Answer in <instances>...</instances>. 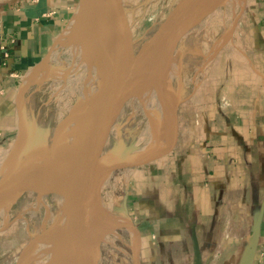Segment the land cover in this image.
Segmentation results:
<instances>
[{"label":"crops","instance_id":"obj_1","mask_svg":"<svg viewBox=\"0 0 264 264\" xmlns=\"http://www.w3.org/2000/svg\"><path fill=\"white\" fill-rule=\"evenodd\" d=\"M79 4L0 0V148L19 135L20 82ZM240 12L235 48L179 105L174 147L127 179L140 264H193L196 243L202 264H264V211L247 261L264 210V0H244Z\"/></svg>","mask_w":264,"mask_h":264},{"label":"rangeland","instance_id":"obj_2","mask_svg":"<svg viewBox=\"0 0 264 264\" xmlns=\"http://www.w3.org/2000/svg\"><path fill=\"white\" fill-rule=\"evenodd\" d=\"M122 1L136 51L140 44L155 30L159 22L182 0ZM240 10L231 0H227L208 15L202 17L197 23L184 28L179 34L172 53L173 65L168 69L170 70L171 91L176 93L178 86H180L179 94L182 101H186L190 97L193 84L203 83L206 81L205 76H208L209 71L211 73V70H218L219 57H224L225 52L235 48V41L239 34L236 30V23L241 13ZM71 17L57 34L43 57H46L48 65V67L47 65L43 67L44 70L51 69L53 75L32 81L24 91L23 103L27 123L32 134L38 140L42 158L48 152L57 124L77 107L81 93L86 86L82 77L83 74L76 76L78 72H83L81 58L77 53L72 52L68 37L65 36L64 32ZM35 65L30 68L29 72ZM79 65L81 66L79 67ZM68 67L70 69L75 68L76 71H72L74 73L68 72L70 70ZM94 68L91 67L89 71L95 73L96 69ZM44 70L41 75L46 73ZM72 75L74 76L72 77ZM65 84L67 85L65 86ZM184 104L182 103L180 107H185ZM140 107L141 102L134 97L133 91L130 90L110 124V132L104 146L105 152L119 151L132 142L136 143L137 147L147 142V139L138 141L135 134L146 121V116ZM18 138L19 135L11 139L13 141H10V144L0 148V177L4 174L2 170L4 169V161ZM25 148L22 156L28 160L34 152L33 142L30 140L29 145ZM136 168V166H125L111 171L107 175L106 184L101 188L100 194L104 198L108 211L116 216L125 214L123 201L127 179L134 175ZM39 194L40 191L36 189H28L16 197L11 204L9 210L11 218L5 227L0 228V264H14L21 255L22 260L29 258L32 261L34 248L30 246L38 234L44 229L53 227L66 216V201L62 195L48 190L43 195ZM1 221L2 217L0 216V225ZM115 230L118 234L110 233L107 241L97 239L95 264H132L131 232L127 228H115Z\"/></svg>","mask_w":264,"mask_h":264},{"label":"water","instance_id":"obj_3","mask_svg":"<svg viewBox=\"0 0 264 264\" xmlns=\"http://www.w3.org/2000/svg\"><path fill=\"white\" fill-rule=\"evenodd\" d=\"M96 0H80L84 14L90 24L91 7ZM227 0H182L170 11L155 30L140 44L135 51L130 24L126 16V10L122 0H104V7L112 14V24L115 29L113 50L103 43L107 76L105 78L102 94L98 104L87 122L81 142L69 162L61 170L44 168L42 172L34 175L25 182H21L20 176L26 175L27 166L37 164L45 166L55 154L58 128L63 119L57 124L47 154L42 160L39 158V143L29 129L23 103L24 91L32 81L25 78L20 82L16 95V109L18 114V130L24 146L33 142L34 152L26 160L24 166L16 167L4 173L0 177V201L11 197H18L28 189L48 190L62 195L66 201V226L62 239V254L67 264H95L96 255L94 250L89 249L88 241L92 230L97 225V214L94 207V191L99 177L106 173L125 166H137L152 161L167 152L176 144L178 137L177 111L182 97L178 91H171L172 86H167V92L173 97V123L171 139L163 145L154 146L148 151H143L132 142L119 151L105 152L106 138L110 132V124L116 117L127 93L134 91L143 85L142 78L137 77V72L146 64L156 50L174 38L178 39L184 28L197 23L202 17L208 15L218 5ZM131 75H135L130 79ZM165 101V100H163ZM33 167V166H32ZM124 212L117 216L114 228H127L134 239L131 245L132 264H140L141 236L138 226L130 217L123 201ZM261 210L253 227L247 261H251L256 250L257 238L262 218ZM25 252V251H23ZM22 262V255L14 264ZM193 264H202V255L198 245H195Z\"/></svg>","mask_w":264,"mask_h":264},{"label":"bare ground","instance_id":"obj_4","mask_svg":"<svg viewBox=\"0 0 264 264\" xmlns=\"http://www.w3.org/2000/svg\"><path fill=\"white\" fill-rule=\"evenodd\" d=\"M103 1L104 0H96L91 7L92 24L88 22L81 6H78L64 31L65 36L68 37L72 52L77 53L81 58L80 62L81 65H83L81 67L83 72H78L76 76H81V74H83L82 77L86 82V86L81 93L79 104L63 119L62 124L58 128L55 154L52 160L44 167L38 165L40 164L39 161L36 162L37 164L33 163L30 167L27 166L26 169L29 170L26 175L20 176L19 180L21 182H25L34 175L42 172L44 168L61 170L72 158L81 142L87 122L90 120L102 94L105 78L107 76L108 70L102 43L110 50H113L115 39V29L112 24L113 17L111 12L104 7ZM231 2L237 8H243L244 0H231ZM176 40L177 38H174L169 43L161 45L151 56V59L140 67L136 75L137 77L142 78L143 85L136 88L133 91V94L134 97L141 102L140 108L146 116V121H144L145 123L143 127L141 126L142 128L135 134L140 142L141 140L147 139L145 144L138 147L143 151H148L154 146L166 144L171 139L174 95L171 96V94L167 92V86L170 84V70L168 67L173 65L172 53ZM84 62L85 64H83ZM45 65H47L46 57L38 62L31 72H29L30 69L28 70L25 75V80L37 81L39 78L52 76L53 71L51 69L44 70L45 68L43 67H45ZM81 65H79V67ZM91 67H95V73L89 71ZM43 70L46 71V73L44 72L45 74L41 75ZM72 71L75 72L76 69H70L68 72L74 73ZM73 76L74 75H72V77ZM133 77H135V75H131L130 79ZM65 81H67V79H65ZM66 85L67 84H65V86ZM107 139L108 136L106 142ZM13 146L12 151L9 152L10 154L8 153L9 156L6 157V160L4 161V169H2L3 167L1 168L4 173L28 163L22 156L26 148L20 137ZM38 159H43L41 153L39 154ZM108 174L109 173H106L99 177L94 191V207L97 214V225L92 230L88 241L89 249L91 251L97 246V239H99V241H107L110 233L115 235L118 234V232L116 233L117 229L115 230L114 225L121 219L108 211L104 198L100 194L101 188L107 182ZM45 191V189H41L39 195H43ZM14 200L15 197H11L0 201V216L2 217L0 228L5 227L9 222L11 218L9 210ZM66 219L67 216L54 224L53 227L41 231L30 246L31 248H34L32 261L29 258H25L20 264H67L62 254V239L65 233ZM131 238L133 241L134 237L132 234Z\"/></svg>","mask_w":264,"mask_h":264}]
</instances>
